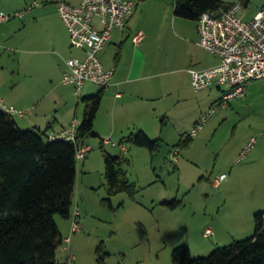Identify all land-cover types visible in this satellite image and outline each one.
<instances>
[{
	"label": "crops",
	"instance_id": "crops-1",
	"mask_svg": "<svg viewBox=\"0 0 264 264\" xmlns=\"http://www.w3.org/2000/svg\"><path fill=\"white\" fill-rule=\"evenodd\" d=\"M40 1V6L26 14V19L18 25L22 33L20 39L6 42L15 47L13 52H17L13 59L9 57L12 65L3 64L0 46V98L25 111L22 117L13 116L21 129L44 131L49 137L58 135L73 119L81 122L82 98L95 94L102 87L86 83L78 97L72 85L61 82L65 61L83 59L85 47L70 39L57 13L56 3L64 1L77 5L81 0ZM134 1L133 16L124 29L113 31L100 53L103 66L114 69V75L103 88L90 136L98 137L102 142L112 137L121 140L130 133L142 131L149 138H161L174 147L168 137H186L201 117V111L196 107L185 108L192 88L190 70L212 67L219 59L198 44L197 20L176 16L175 0ZM222 1V7L213 14L219 15L234 5ZM5 23L0 24V42L1 36H8L5 35ZM139 32L142 37L135 44L132 38ZM249 86L247 97L253 93ZM252 133L241 136L233 148L235 165L229 169L226 179L218 186L214 185L215 178L226 174L224 170L228 167L215 174L212 182L223 206L237 207L236 211H230L229 223L238 235L251 232L254 214L264 211V130ZM86 137L82 140L84 144ZM251 138H255L253 149L238 160ZM89 165L90 159L86 157L84 171Z\"/></svg>",
	"mask_w": 264,
	"mask_h": 264
},
{
	"label": "rangeland",
	"instance_id": "rangeland-1",
	"mask_svg": "<svg viewBox=\"0 0 264 264\" xmlns=\"http://www.w3.org/2000/svg\"><path fill=\"white\" fill-rule=\"evenodd\" d=\"M34 1L0 0V12L13 15L27 9ZM156 1L174 0L143 2ZM262 8L264 0H250L238 15L250 20ZM26 14L22 19L5 21L8 36H1L0 42L3 64H13L9 57L13 59L17 52L6 42L20 39L22 33L18 25L26 19ZM249 87L253 89L252 94L234 98L225 107L217 106L198 134L185 144L180 145L179 135L169 136L168 142L175 148L159 138V147L152 153L125 138L112 137V142H121L126 147L123 152L119 145L104 148L98 137L88 135L85 143L92 147L87 155L90 165L84 171L83 161L77 164L72 205V211L75 208L80 211L81 229L71 232V217L54 216L63 236L56 261L61 264H173L171 251L177 246H188L195 257H206L218 247L249 238L253 230L238 235L235 228L230 227V211H236L237 207L223 206L212 185L215 174L221 169L228 167L224 172L226 177L229 175L235 162L232 161L233 148L240 137L264 130V81H253ZM227 90L213 86L196 92L191 88L185 108L196 107L202 116ZM102 150L123 159L121 169L133 187L132 192L107 194ZM235 169L237 172L238 166ZM207 228L213 235L204 236Z\"/></svg>",
	"mask_w": 264,
	"mask_h": 264
},
{
	"label": "trees",
	"instance_id": "trees-1",
	"mask_svg": "<svg viewBox=\"0 0 264 264\" xmlns=\"http://www.w3.org/2000/svg\"><path fill=\"white\" fill-rule=\"evenodd\" d=\"M249 2L241 3L247 7ZM174 5L176 16L198 20L204 12L218 11L223 1L175 0ZM102 97L103 88L82 98L84 111L78 131L82 140L92 133ZM125 139L152 153L159 147V139L151 140L142 131L130 133ZM188 139L182 138L180 145ZM102 151L107 194L132 192L121 169L123 159ZM77 164L73 143L50 139L44 131L21 129L13 115L0 110V264H61L56 261V253L63 236L54 216L68 219L71 215ZM253 223L249 238L218 247L206 257H195L188 246H177L171 251V261L264 264V211L254 214ZM99 256L103 258L102 253Z\"/></svg>",
	"mask_w": 264,
	"mask_h": 264
},
{
	"label": "built area",
	"instance_id": "built-area-1",
	"mask_svg": "<svg viewBox=\"0 0 264 264\" xmlns=\"http://www.w3.org/2000/svg\"><path fill=\"white\" fill-rule=\"evenodd\" d=\"M40 5L34 1L27 9L6 15L0 12V23L11 18L22 19L32 7ZM136 8L134 0H81L72 5L61 1L56 3L57 13L64 24L70 39L74 43L85 47L83 59L70 58L65 61L66 69L62 74V84L72 85L75 94L80 97L86 83H93L102 88L109 85L114 69H106L100 53L112 36L114 30H122L133 16ZM243 8L242 3L234 4L221 14L210 12L202 13L197 22L198 44L206 51L218 57L219 63L206 69H192L191 86L198 92L211 87H226L222 98L214 104L208 113L203 114L188 133V137H195L204 123L211 116L217 106L225 107L234 98L244 97L249 84L256 80L264 81V8L260 9L252 19L244 20L238 15ZM142 33L135 35L132 40L137 44ZM0 110L10 114L24 116L25 111L8 105L0 98ZM80 122L73 119L71 124L58 135L49 136L50 139H63L76 147V160L84 161L91 146L82 142L78 137ZM103 145H119L124 152L123 144L112 142L110 138L102 141ZM255 138L242 149L238 160H242L253 149ZM226 178L219 175L214 185ZM71 232L81 229L80 211L78 208L71 211ZM213 235L210 228L204 236Z\"/></svg>",
	"mask_w": 264,
	"mask_h": 264
}]
</instances>
